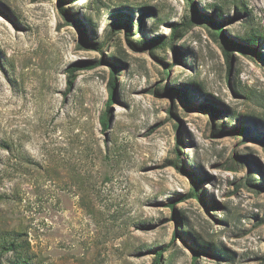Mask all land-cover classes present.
Instances as JSON below:
<instances>
[{
	"label": "rangeland",
	"instance_id": "1",
	"mask_svg": "<svg viewBox=\"0 0 264 264\" xmlns=\"http://www.w3.org/2000/svg\"><path fill=\"white\" fill-rule=\"evenodd\" d=\"M194 5L0 0V240L33 264H264V0Z\"/></svg>",
	"mask_w": 264,
	"mask_h": 264
},
{
	"label": "trees",
	"instance_id": "2",
	"mask_svg": "<svg viewBox=\"0 0 264 264\" xmlns=\"http://www.w3.org/2000/svg\"><path fill=\"white\" fill-rule=\"evenodd\" d=\"M189 1L193 5V8H195L194 0H189ZM208 19L211 21H214L211 16L208 17ZM181 25H182L181 23H179V24L177 23L174 25V33H173V36H172L173 38H172V42H171L172 45H173V42L175 41L176 37H178L182 33ZM184 25H186V27L191 26V20L185 22ZM217 26L220 27L219 28L220 30L216 31L215 34L217 36L222 35L223 37H225V34H224L223 30L221 29L222 27L220 25H217ZM260 37L261 36L252 35L251 37H248L247 39L250 42L252 41V43H254V45H255V41L257 39H259ZM227 41H228V43H233L229 38H227ZM155 43L163 45L166 43V41H163V39L158 38ZM252 50L255 51L256 53H259L255 47ZM228 58H229V55H228ZM73 74H74V72L72 70V75ZM114 86H115V76L112 75L111 87L113 88ZM111 101L112 100H110V103H111ZM110 103H109V105H110ZM249 182L253 184L254 180L251 178L249 180ZM197 195H199V194H197ZM21 236H22L21 232H15V231L9 232V234L2 236L1 240H0V256H3L5 253L12 252L13 257L9 260L11 264H33L32 258L30 255L31 243L29 242L28 239H24ZM162 254H163L162 251L158 253L153 264H161ZM0 264H2L1 261H0Z\"/></svg>",
	"mask_w": 264,
	"mask_h": 264
}]
</instances>
